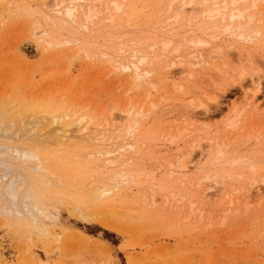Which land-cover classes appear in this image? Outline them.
<instances>
[{
	"label": "rangeland",
	"instance_id": "374dc122",
	"mask_svg": "<svg viewBox=\"0 0 264 264\" xmlns=\"http://www.w3.org/2000/svg\"><path fill=\"white\" fill-rule=\"evenodd\" d=\"M100 1L83 29L80 12L71 21L51 2L0 0V144L27 146L55 114L61 126L115 125L104 141L35 142L43 171L0 147V264H264V0L235 5L247 10L231 25H246L252 39L217 55L208 53L217 41L233 40L221 29L228 21L202 10L223 11L231 0H175V8L187 4L168 23L171 0ZM203 38L212 42L163 56L157 44L143 65L153 86L114 67L119 46L144 54L162 39L172 49ZM191 53L199 62L188 73ZM249 70L259 84L249 83ZM133 122L129 135L124 126ZM109 147L118 162L97 167L104 157L95 152ZM119 170L131 177L93 194L91 177ZM6 186L19 192L16 207ZM29 190L27 209L42 211L35 217L21 203Z\"/></svg>",
	"mask_w": 264,
	"mask_h": 264
},
{
	"label": "bare ground",
	"instance_id": "6f19581e",
	"mask_svg": "<svg viewBox=\"0 0 264 264\" xmlns=\"http://www.w3.org/2000/svg\"><path fill=\"white\" fill-rule=\"evenodd\" d=\"M240 1L245 2L246 0H231L229 4L232 6L231 7L225 6L223 8V11L218 10V9L214 10V9H210V8H206V9L202 10V16L204 18H206L207 20L214 19L216 16H221V18L224 21H228V23L223 25L221 27V29L224 33L228 34L231 38H233V40H230L229 38L220 39L219 41H217V44H219V45L217 47L216 46L211 47V49L208 51L209 54H213V55L219 54L221 52L222 46L226 47L227 51H230L232 49V47L237 45V42L239 40L244 41V43H246L247 41H250L252 39L250 34H253V33H249L244 29V27L246 25L244 26L243 24L242 25L237 24L235 26V24H234V27L231 25L233 23V21H236L238 19L243 18L244 13L247 10L246 8H241V7L239 8V7L235 6ZM48 2H51V4H52V8H51L52 10L51 11L56 12V14L60 15L62 18L69 19L71 21L76 20L78 17V14L80 12L82 17H83L82 18L83 20H82V23H80L79 25L83 29H87V28L89 29L88 26L91 25L93 20L95 18H97L101 12V10H100L101 1L100 0H49ZM48 2H47V0H41V4L45 5V6ZM188 3H190V2H188ZM250 3H251L250 4L251 6H249L248 9H250L251 7H254L256 5V0H252ZM186 4H187V2L182 1L175 8V0H171V2L169 4V14L167 13L168 15L166 16V19H164V23H168V22L172 21L173 19L175 21V18L178 17V15L176 14V13H178V11H176L175 9L180 11ZM47 7L48 6H46V8ZM114 7H115L114 9H116V11L120 10V6L117 3H114ZM246 17L247 16H245V18ZM252 17L253 16H251V18ZM47 18H48V16H47ZM113 18H114L113 15L108 16V18L106 19V25L107 26L113 24ZM248 18H249V20H251L250 16H248ZM251 22H252V20H251ZM247 23H250V22H248V20H247ZM121 24H122V26H128V21L121 19ZM248 25L249 24H247V26ZM257 32L255 33L256 35H257ZM208 37L214 39L215 37L216 38L220 37V35L214 34V35L208 36ZM206 38L196 39L195 41H193L192 39H190V40L184 39L182 41H179L177 43L178 45L176 44V46H173L172 49H169L171 47V46H169L170 40H165V39L163 40L162 39L161 42L159 41L160 44H159V42L158 43H152V44L150 43L151 45L150 46L148 45L149 53H144V54L137 52L135 49L129 48V50H127L126 47L119 46L118 47V53L121 54L122 57L124 55V57L116 65H114V67L118 68L121 71H126V72L132 74L134 77H137L139 79L143 78L145 82H148V84L150 86H153L154 81H152L148 78H144V76H146L149 72H151V70H149L147 67H144L145 66L144 64L147 62V60L149 58L157 57V54L155 52V47L157 44L160 45L159 50L161 52L160 54H158V56H163V54L168 53L170 51L171 52H177V51L185 50L186 48H189V47H196V46L197 47L198 46L205 47V46H208L211 40H210V38L209 39H206ZM127 41L130 43V45L135 43L134 38H128ZM67 42H68V40H65V42H63V43H67ZM59 43H61V42H59ZM179 56L180 55H178V57ZM188 57H190V61L188 62L189 65L187 67L183 68L182 70L187 71L188 73H193L194 71H193L192 67H193V65H196L199 61L193 60L195 58V54H193V53L188 55ZM210 57H212V56H210ZM248 73L250 75L249 76V83L250 84H253V83L259 84L260 76L257 73V71L256 70H249ZM245 89L247 91H250L248 94L245 95V98L250 103H253V104L256 103V101H257L256 91L251 90V87H249V86H246ZM199 95L200 94L196 93V97L199 101V106L203 109L204 116L207 117L205 114L209 111V107H208L207 103L204 102L203 98L199 97ZM210 99H214V98L211 97ZM126 113H127L126 114L127 116L130 115V111H127ZM140 115L141 116L143 115L142 109L138 112V117ZM196 116L198 117V115H196ZM60 118L61 117L59 116V114H55V115L51 116V121H49V124L45 125L41 129V131L32 130V133H30V135H28L27 138H25V140L22 139L27 146L23 145L21 147L20 146L21 141L19 142L20 139H17L18 143H20V145H19L20 147H18L17 144H15L14 146H11V147L10 146L7 147L5 145L9 150L5 149V147L2 146V144H0V147L1 148L4 147V150L5 151L8 150L7 152H9L10 154H14L15 157L21 161V164L26 165V166L36 165L37 166L36 170L39 171V170H41L39 168L40 166L38 164L40 159L38 158V155L33 151L34 150L33 144L35 142H38V143L39 142L40 143L46 142L47 143L48 141L49 142L51 140L54 141V140H57L58 138H73V137H78V138H82V139L85 138L83 140L88 139V141H90L89 139H92L93 141L100 139L102 141L103 139H105V133H108L112 127H115V125L113 123H111V124L109 123L108 125L105 124V125H107L105 127L104 126L103 127H100V126L97 127V126H95L96 124L91 125L90 123L80 126L81 120H79L77 122L69 123L66 126H61L58 124L60 122ZM197 120H199V119H197ZM36 121L38 123H42L45 121V119H42V121H39V120H36ZM32 122L33 121H31V123ZM135 125H136L135 122H133L132 124H126L124 126V129L130 135L132 133V130L135 127ZM78 138H77V140H78ZM80 141H82V140H80ZM14 143H17V142L15 141ZM31 145H32L33 150L30 148ZM131 145L129 143L126 145V147L131 148ZM114 146H117V145H114ZM114 146H113V148H114ZM122 147L123 146H121V145L119 146V148H122ZM2 150H0V151H2ZM102 151L103 150H101V151L99 150L97 152L94 151L95 153H101L102 156L104 157L103 162L102 163L98 162L99 165L97 167H99L100 165H103V167L104 166L107 167L108 165H111V164L113 166V164L116 161L118 162V160H116L117 157L114 155L115 152L112 151L110 147L108 148V150H104L103 152ZM125 155L128 156V154H125ZM127 156H125V157H127ZM100 161H102V160H100ZM180 167L182 168L185 166L181 165ZM41 171H43V170H41ZM129 177H131V174L128 175L125 171H123V173H122L119 170V171H116L114 173H110V174L108 173L105 175H101V177L98 178V181H97V179H95V176H93V177H91V180L89 181V183L95 187V189L93 188V191H94L93 194H95L96 196L105 195L111 191L112 187H114L116 185L118 187L119 184H124V181L127 180ZM262 180L264 181V179H262ZM3 189H4V192L10 197L11 201L13 202L14 207H16L15 204H16V201L18 198V193H19L18 190H15V189L11 188L10 186H6ZM31 196L32 195H31L30 190H29V192H27L26 194L23 195V197L21 199V203H22L24 209L26 211H28L29 214L32 215V217H35L36 211L40 210V208H38L37 204L34 205V208H33L34 211H31V209L29 210L26 207L27 205H29L31 203ZM32 207H33V205H32Z\"/></svg>",
	"mask_w": 264,
	"mask_h": 264
}]
</instances>
